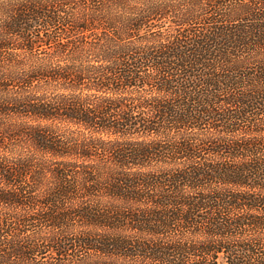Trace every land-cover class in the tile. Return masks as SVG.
I'll return each instance as SVG.
<instances>
[{
	"label": "trees",
	"instance_id": "trees-1",
	"mask_svg": "<svg viewBox=\"0 0 264 264\" xmlns=\"http://www.w3.org/2000/svg\"><path fill=\"white\" fill-rule=\"evenodd\" d=\"M0 264H264V0H0Z\"/></svg>",
	"mask_w": 264,
	"mask_h": 264
}]
</instances>
